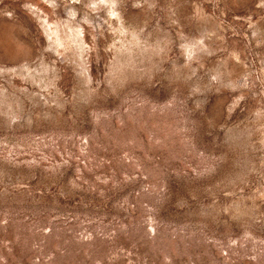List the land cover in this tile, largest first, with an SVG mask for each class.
I'll return each instance as SVG.
<instances>
[{
  "label": "rangeland",
  "instance_id": "1",
  "mask_svg": "<svg viewBox=\"0 0 264 264\" xmlns=\"http://www.w3.org/2000/svg\"><path fill=\"white\" fill-rule=\"evenodd\" d=\"M0 264H264V0H0Z\"/></svg>",
  "mask_w": 264,
  "mask_h": 264
}]
</instances>
